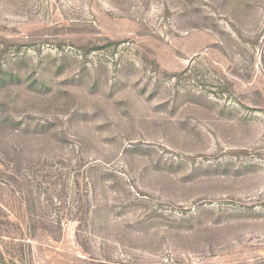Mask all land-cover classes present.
<instances>
[{"label": "rangeland", "instance_id": "obj_1", "mask_svg": "<svg viewBox=\"0 0 264 264\" xmlns=\"http://www.w3.org/2000/svg\"><path fill=\"white\" fill-rule=\"evenodd\" d=\"M0 264H264V0H0Z\"/></svg>", "mask_w": 264, "mask_h": 264}]
</instances>
